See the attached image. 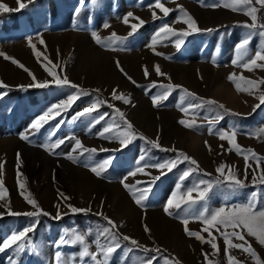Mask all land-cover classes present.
<instances>
[{"label":"rangeland","instance_id":"374dc122","mask_svg":"<svg viewBox=\"0 0 264 264\" xmlns=\"http://www.w3.org/2000/svg\"><path fill=\"white\" fill-rule=\"evenodd\" d=\"M162 2L172 10L167 17L158 9L148 7L154 4V0H101L96 6L89 0H21L25 5L23 8L19 7L17 0H0V4L9 9L0 10V53L24 66L21 68L0 55V81L7 86L1 89L22 91L20 95L15 96H8L7 91H0L5 93L0 95V162L4 163L0 179L7 189L5 200L0 201V213H4L0 218H15L0 224V242L13 231L21 230L32 223L34 219L7 214L9 211L23 213L35 210L20 195L21 190L17 185V153L22 160L19 170L23 175L20 182L24 183L26 194L30 193L40 208L51 214L40 216L36 231L29 234L36 246L34 251L26 248L18 257L13 256L11 250L0 253V264H9V256H13L17 264H54L55 251L59 250L65 256L78 252L79 246H64L60 249L53 246V242L71 228H78L81 231L92 229L93 235L88 237V240L90 250L96 251V246L91 241L95 239L97 229L107 226L106 223L87 218L89 215L99 216L97 213H103L100 218L106 216L115 221L119 225L118 233L128 235L150 249L157 247L161 249V253H145L130 243L121 241V249H118L111 258L110 264H141L145 257L151 255L175 258L179 264H207L205 253L209 254L208 259L213 261V264H227L222 238L216 241L220 251L215 253L210 244H202L195 238L187 237L182 220L185 218L189 220L190 230L200 231L203 225L195 216L204 206L215 209L226 204L242 203L247 193L254 190L261 192V206H264V185L254 186L252 183L253 170L257 177L264 172V160L257 167L256 161L250 158L248 163L252 168L246 174L243 157L234 150L227 151L229 148L227 141H221L216 134L209 132L210 127L215 132L230 130L235 126L238 144L245 150H254L258 156L264 158V135L261 134V130H264V104L255 108L260 103L258 97L264 94V84H257L250 92L236 88L237 83L244 88L248 87L245 83L247 80L258 82L264 78V69L248 71L232 64L236 57V44L249 31L240 25L246 21L250 23L249 17L224 7L225 0H162ZM213 4L220 6H207ZM177 5H182L184 10L194 17L201 31L187 36L179 50L174 46V38L166 40L161 37V42L155 48L163 55H156L148 45L162 24L167 23L178 30L186 28V25L178 21L182 13L177 10ZM78 7L81 10L79 15H76L75 10ZM153 10L159 17L156 20L152 17ZM127 12H133L134 17L143 19L145 24L123 43L112 44L109 47L97 45L91 35L93 31L102 38L103 43H108L112 33L119 37H127L130 27L122 22V17ZM258 19L259 22H264V11L258 12ZM106 22L108 27H104ZM137 22L130 18V23ZM206 29L213 31H204ZM29 40L35 45L36 51L41 53L39 59L29 46ZM41 40L44 41L43 44L40 43ZM261 47H264V38L254 37L250 44V53ZM117 60L127 76L117 68ZM45 65L53 68L60 78L66 75L72 83L87 90L90 95L81 96L67 112L61 113L37 131L31 128L37 117L50 105L65 99L74 91L69 87H58L52 83V77L44 70ZM155 65H159L165 75H157ZM145 66L149 72L147 78L144 75ZM231 74H235L234 80L229 79ZM44 81H49L46 88L30 86ZM153 83L157 87H151ZM168 84L182 86L200 98L217 101L230 112H224L219 108L211 111L209 106H205L195 113L185 114L181 108L187 106L192 98L185 99V93L180 89L174 90L160 107H154L151 97L163 90L160 85ZM96 89L100 91L97 93L94 91ZM113 89H116L118 94L128 96L131 103L124 104L122 101L113 100ZM26 90L35 92L29 96ZM97 97L107 102L98 107V112L109 115L105 121L89 131L90 122L97 113L76 120L72 117L89 107ZM108 103L125 113L126 119L132 123L137 134H142L153 141H157L159 137L158 142L162 148H175L198 162V171L183 182V190L193 186L199 179L215 182L219 177L216 169L220 164L229 166L248 187L240 192H232L226 187L214 188L206 202L192 206L187 212L181 211L178 216L176 211L172 210L173 215L170 216L163 208L171 193L176 190L180 174L190 165L184 162L172 172L164 170L166 172L164 176H160V171L149 167L146 171L151 173V176L137 174L126 181L129 184H134L137 180L149 182L153 177L160 176L152 187L146 206L144 208L137 206L120 183L122 177L138 166L139 156L148 149H151L148 152L151 158L149 163L174 159L176 153L151 148V145L140 139L121 148L115 139L100 138L97 133L105 123H111L113 119L119 122V116L107 106ZM217 112L224 115L218 122L213 120ZM230 113L240 115L233 116ZM181 119L194 120L195 127L189 129L179 124L178 121ZM60 121L62 122L56 130L55 126ZM54 130L56 135L49 140V134ZM21 134L28 135L29 140L20 139ZM67 136H75L84 147L96 149L92 159H88V154L80 157L78 152L75 153L78 157L77 162L66 159L64 153L71 151L75 141H66L56 149L60 155H52L41 147L45 143ZM205 141L210 145V150ZM109 156L114 159L103 178L96 177L89 167H85V164L98 163ZM143 186L144 184L140 185ZM58 190L70 199L62 200ZM195 196L196 193H193L194 198ZM56 204L61 205L59 209L61 213H68L63 218L69 219L64 224L50 226L46 219L57 221L52 219L57 212ZM66 204L90 209V212L80 213L84 217L81 222L76 223L75 219L70 218L76 214L69 213ZM144 225L148 226L150 233H145ZM202 235L207 237V233ZM246 238L258 254L261 264H264V246L255 238ZM101 243H104L103 238ZM229 251L238 260H244L245 264H256L255 258L239 250ZM87 264L93 262L89 259ZM158 264H165V260L160 259ZM168 264H172V261L169 260Z\"/></svg>","mask_w":264,"mask_h":264},{"label":"snow or ice","instance_id":"6c2138e0","mask_svg":"<svg viewBox=\"0 0 264 264\" xmlns=\"http://www.w3.org/2000/svg\"><path fill=\"white\" fill-rule=\"evenodd\" d=\"M89 2L93 5H99L101 0H89ZM20 8L25 7L21 0H17ZM210 7H218L219 4L207 5ZM224 7L232 10L238 11L249 17V22H244L240 26L248 29L249 31L244 35L242 39L235 46L236 57L232 60L233 65H238L248 71H253L257 68L264 69V47L258 48L254 53H250V44L254 37L259 36L264 38V22H259L258 12L264 11V0H225L223 4ZM148 7L158 9L159 12L163 13L164 17H167L169 13L172 11L162 0H154V4L149 5ZM0 10L8 11L7 7L3 4H0ZM80 8L78 7L75 10V14L79 15ZM177 10L182 13V16L178 18L179 22H182L186 25L184 30H178L171 27L169 24L164 23L162 26L155 32L154 37L151 39V43L148 47L154 52L156 55H163V53H159L156 51L155 46L160 43V38L163 37L166 40H172L174 38V46L177 50H179L182 45L185 43V38L192 33L200 32L201 29L198 26L197 21L192 17L187 11L184 10L182 5H177ZM153 20L158 19L157 12L155 10L152 11ZM130 18L138 21L137 23H130ZM122 22L130 27V31L127 34V37H119L116 33H112L110 40L108 43H103L102 38L93 31L91 33L94 42L97 45H101L103 47H109L112 44L123 43L129 37H132L137 33L138 29H140L145 21L139 17H134L133 12H127L122 17ZM108 23L104 24V27H108ZM204 31L211 32L212 29H206ZM29 46L32 47L35 56L39 59L41 57V53L36 51L35 45L32 44V41H28ZM41 44L44 43L43 40L40 41ZM114 50V49H113ZM3 55L5 59L11 60L12 63L18 64L19 67L24 68L22 64H19L18 61L14 60L11 57H8L4 53H0ZM169 59L171 57H168ZM117 68L125 75L123 68L120 66L119 61H116ZM55 67V66H54ZM155 72L157 75H165L159 65H155ZM44 70L47 72L49 76L52 77V83H54L58 87H69L74 91L67 95L65 99L60 100L57 103L50 105L31 125L32 129L39 130L43 127L44 124H47L50 120L56 119V117L60 116L61 113L67 112L74 102L78 100L81 96L90 95L87 90L81 89L78 85L72 83L67 76L65 75L63 78H60L57 75V72L53 70V68L44 66ZM27 71V69H25ZM31 75V73H30ZM144 75L145 78L149 76V72L147 66L144 67ZM35 79V77H33ZM128 79L136 84L131 77ZM170 79V78H169ZM230 80L235 79V74H231L229 76ZM246 85L248 87L241 88L240 84H236V88L240 91L250 92L252 88H255L257 84H264V78L261 80H247ZM36 88H46L49 86V81H44L42 83H35L30 85ZM139 86V85H137ZM7 86L0 81V88H6ZM153 88L157 87L155 83L152 84ZM160 88L163 90L156 95L151 97L152 104L154 107H160L164 101H166L171 93L180 89L185 93V99L191 97L192 100L187 103V106L182 107L181 111L185 114L195 113L198 109H203L205 106H209L211 111H215L216 108L223 109L224 112H230V110L225 109V106L222 104H218L217 101L211 99H203L198 97L195 93H192L190 90L183 88L179 85H160ZM95 92H99V89L94 90ZM5 93H0L3 95ZM112 99L116 101H122L124 104H130L131 100L128 96L120 93L118 94L116 89H113ZM260 103L255 106V108H259L261 104H264V94L258 97ZM197 101V102H192ZM106 101H102L97 97L96 101L93 102L89 107L84 108L81 112L76 113L72 119L76 120L79 117L85 115H92L93 113H97V115L93 116L92 121L90 122L89 131L92 128H95L96 125L101 124L102 121H105L106 116L109 113H99L98 107L102 104H106ZM107 106L113 109V112L119 116V122L115 119L111 123H105L104 126L99 130L97 135L100 138L105 140L115 139L119 142L121 148L127 147L129 144L136 139H140L146 142V144L151 145V148L159 149L161 151H172L176 153V157L174 159L165 160L163 162L149 163L148 161L151 159L148 156V152L151 149L145 151L142 155L139 156L137 161V167L133 170L127 172L125 176L122 177L120 183L122 186L129 192L130 196L134 200L135 204L141 208L146 206V201L148 200L149 194L152 191V187L155 185L156 181L160 179V176L166 175L164 170L167 172H172L173 169H176L179 164L187 162L189 167H187L179 176V183L176 185V190L173 191L170 197L167 199L166 204L163 208V211L168 215H173V211H176V215L178 216L181 211L187 212L189 208L194 205L201 204L202 202H206L209 198L210 193L213 192L214 188L226 187L232 192H240L241 190L248 187L243 179H241L235 171H233L226 164H220L216 172L219 174V177H224L221 180L219 177L215 182L211 180L199 179L193 186L188 187L186 190H183L184 184L183 182L188 180L193 176L195 172L199 169L198 162L189 157L186 153L182 151H178L175 148L173 149H164L161 144L157 141H153L148 139L142 134H137L134 130V126L130 121L126 119L125 113L121 111V109L116 108L114 105L108 103ZM255 108L253 109L255 111ZM233 116H239V113H230ZM224 118V115L220 112H217L213 117V120L219 121ZM58 122L55 126V129L58 130L60 123ZM179 124L191 129L195 127V121H189L185 119H181L178 121ZM211 124L212 121H209ZM119 130V131H117ZM210 133H214L218 136L221 141H227L229 148L227 151H235L238 155H241L245 161V173L247 174L248 170L252 168V165L248 163L249 159L256 161L257 167L260 166V163L264 158L258 156L254 150L243 149L237 142V129L234 126L230 130H216L214 132L213 128H209ZM261 134L264 135V130H261ZM56 135V131H52L49 134V140L51 137ZM259 138V137H257ZM20 139L28 141L29 136L26 134H21ZM66 141H75L72 149L68 153H64V156L67 160L72 162H77L78 157L75 153H79L80 157H83L85 154H88V159L91 160L93 154L97 151L96 149H89L84 147L82 142L76 138L75 136H67L57 138L50 143H45L41 145L45 151L49 152L52 155H60V153L56 152V149H59L62 145L65 144ZM207 145V141H205ZM210 150V145H207ZM223 147V145L221 146ZM102 151H108L107 149H102ZM113 157L109 156L105 158L103 161L94 163V164H85V167H89L90 171L94 173V175L98 178H103L105 174L108 172L109 167L112 165ZM141 162H143L141 164ZM22 165L21 156L17 153L16 156V168H17V185L21 190L20 195L29 204L34 211H28L23 213L11 212L9 211L7 214L12 216H27L34 218L33 222L22 228L18 231H13L10 235H8L2 242H0V253H5L8 250H11L13 256H20L21 253H24L26 248H31L33 251L36 246L32 243V240L29 236L30 233H33L38 227L39 217L40 216H51L50 213L43 211L38 202L32 198L30 193H27V189L25 188L24 183L20 182V177L23 175L20 172V167ZM194 166V167H193ZM153 168L160 171V176L153 177L149 182H142L137 180L134 184H129L126 181L129 177H136L137 174H144L151 176V173L147 172L146 169ZM4 168V163L0 162V172H2ZM205 175H210L205 173ZM245 179H247V175H245ZM252 183L254 186L264 185V172H262L259 177L255 175V170H253ZM141 184H144L143 187H140ZM193 193H196L195 198L193 197ZM58 195L64 201H68L70 197L66 194L59 192ZM7 196V189L4 185L2 179H0V201L5 200ZM187 206V207H184ZM57 208L56 215L52 217V219L59 220L62 219L64 215L68 213H61L59 210L61 205L56 204ZM68 212L71 214H80V213H88L90 209L78 208L71 204H66ZM4 213H0V217H2ZM99 216H103V213H97ZM103 219L106 221L107 226L102 229H97L95 233V239L91 241L92 244L96 246V251L90 250V243L88 237L93 235V230L88 229L87 231H81L78 228H71L64 232V234L53 242V246L56 249H60L64 246H79L80 250L78 252H73L67 256L64 253L57 250L54 253V264H87V260H91L93 264H110L111 258L114 254L117 253L118 249H121V241L128 242L135 248L142 250L145 253L153 252V253H161L160 248H148L147 246L141 245L139 241L136 239L118 233L119 225L116 224L111 218L104 216ZM195 219L202 223L203 227L200 231H192L188 228L189 220L187 218L182 220V224L184 226L185 235L189 238H195L197 241L202 244L207 243L210 244L211 248L215 253H219L220 248L217 244V239L222 238L225 248L224 252L227 256V264H245L244 260H238L235 256L231 254L229 250L236 249L239 250L243 254H247V256L251 258H255L256 264H261V261L258 257V254L252 247V244L248 241L246 237L255 238V240L262 246H264V206H261V192L259 191H251L247 193L246 199L242 203L232 204V205H224L215 209H210L207 206H204L195 216ZM230 229V230H229ZM145 233H150V229L147 225H144ZM202 233H207V237L202 235ZM215 233V234H214ZM101 238H103L104 243H101ZM239 241V242H236ZM131 251V249H130ZM13 256L8 257L9 264H17V261L13 259ZM205 260L207 264H213V261L208 259L209 254L205 253ZM160 259L165 260V264H168L169 260L172 261V264H179V261L175 258H169L165 256L157 257L155 255L147 256L142 261L141 264H158Z\"/></svg>","mask_w":264,"mask_h":264},{"label":"trees","instance_id":"16d2710c","mask_svg":"<svg viewBox=\"0 0 264 264\" xmlns=\"http://www.w3.org/2000/svg\"><path fill=\"white\" fill-rule=\"evenodd\" d=\"M12 15H14L13 13H11ZM0 91L1 92H5V91H7L8 92V96H15V95H20L21 94V90H16V89H8V90H2L1 88H0ZM35 92V90H26V93L30 96L32 93H34ZM83 215H78V214H76V215H73V216H71L70 218H72V219H75V221H76V223H78V222H81V220L83 219ZM87 218L89 219V220H91V219H95V220H97L98 222H102V223H106V221L103 219V218H100L99 216H95V215H89V216H87ZM11 219H15V218H12V217H4V218H0V224H4L6 221H8V220H11ZM68 219H69V217L67 218V217H64V218H62V219H60V220H57V221H51L50 219H46V221L48 222V223H50V226H56V225H60V224H64V223H66L67 221H68ZM36 231V230H35Z\"/></svg>","mask_w":264,"mask_h":264}]
</instances>
